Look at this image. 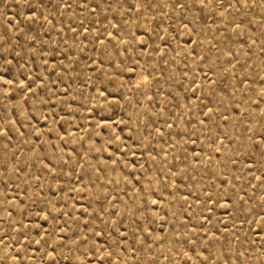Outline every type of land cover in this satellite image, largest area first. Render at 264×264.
Segmentation results:
<instances>
[{"label": "rangeland", "instance_id": "1", "mask_svg": "<svg viewBox=\"0 0 264 264\" xmlns=\"http://www.w3.org/2000/svg\"><path fill=\"white\" fill-rule=\"evenodd\" d=\"M0 264H264V0H0Z\"/></svg>", "mask_w": 264, "mask_h": 264}]
</instances>
